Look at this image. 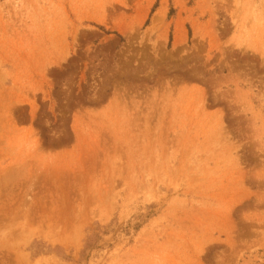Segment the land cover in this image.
Returning <instances> with one entry per match:
<instances>
[{"label":"rangeland","instance_id":"rangeland-1","mask_svg":"<svg viewBox=\"0 0 264 264\" xmlns=\"http://www.w3.org/2000/svg\"><path fill=\"white\" fill-rule=\"evenodd\" d=\"M0 264H264V0H0Z\"/></svg>","mask_w":264,"mask_h":264}]
</instances>
